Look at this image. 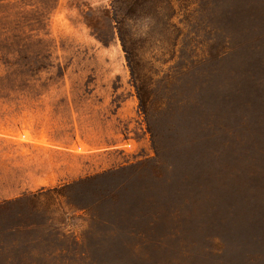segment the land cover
<instances>
[{"label":"rangeland","instance_id":"374dc122","mask_svg":"<svg viewBox=\"0 0 264 264\" xmlns=\"http://www.w3.org/2000/svg\"><path fill=\"white\" fill-rule=\"evenodd\" d=\"M0 264H264V0H0Z\"/></svg>","mask_w":264,"mask_h":264},{"label":"crops","instance_id":"0c3cea01","mask_svg":"<svg viewBox=\"0 0 264 264\" xmlns=\"http://www.w3.org/2000/svg\"><path fill=\"white\" fill-rule=\"evenodd\" d=\"M66 184L68 183V182H65ZM56 186V185H55ZM24 194H22V195H19L18 197H20V196H23Z\"/></svg>","mask_w":264,"mask_h":264}]
</instances>
